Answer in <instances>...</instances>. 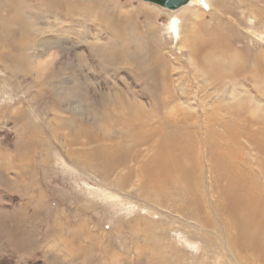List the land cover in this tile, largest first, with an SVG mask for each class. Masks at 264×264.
I'll return each mask as SVG.
<instances>
[{
	"label": "rangeland",
	"instance_id": "374dc122",
	"mask_svg": "<svg viewBox=\"0 0 264 264\" xmlns=\"http://www.w3.org/2000/svg\"><path fill=\"white\" fill-rule=\"evenodd\" d=\"M209 1L214 2L193 0L191 4H185L187 7L167 9L142 0H0V153H7V159L0 154V158H5L0 159V264L222 262L213 255H200L202 249L191 237V233L201 231L195 227L194 219L158 206L149 200L153 188L139 183V165L157 151L169 152L171 147L168 150L159 145L164 138L168 139L175 148L181 146L185 150V156L181 151L173 152V155H179L192 172L196 170V174L203 175L197 179L195 172L192 173L190 186L194 191L204 189L198 191L201 193L200 208L202 214L212 213L210 224L216 227L211 226V230H227L223 229L226 225L220 222L218 214L206 207L214 200L208 193L212 188L208 181V164L205 162L208 149L205 146L212 133L208 135L207 130L210 125L214 135L221 134L224 124L253 121L254 111L255 116L264 115V95L261 94L264 75L255 71L253 77L241 70L235 76H229L227 61L235 58L226 59L230 54L224 56L221 47L210 50L207 55L224 68L213 73L198 66L193 58H187L186 49L179 47V39L200 35L198 31L189 32L193 23L206 19V29H212L218 20H223L220 31L229 35V44L240 48L244 42L255 51L264 52V0H241L242 3L224 0L230 6L226 11L219 10ZM192 7L198 9L196 14L191 10L182 16L181 11ZM212 13L217 16L208 19ZM14 15H18L19 22L9 25L8 18ZM174 18L180 24L177 38L168 28ZM183 30L189 32L184 38ZM232 33H240L242 40L233 41L235 35ZM231 78L242 86L238 87ZM256 83L261 86V92ZM216 87H220V94ZM65 91L68 93L64 95ZM249 95L252 98H246ZM238 98L239 102L254 108L249 106V110L237 102ZM204 101L206 103H202ZM232 104H240L243 109L239 105L228 109ZM91 108L101 110L104 117L90 115ZM212 108L217 109L212 111ZM220 116H226L222 117L226 122L223 120V123ZM97 119L101 124L95 122L99 123ZM57 122L65 124L63 129L57 127ZM244 141L242 139L245 144ZM68 142H72L70 147ZM251 155L254 154L248 152L251 170L255 171L257 160L256 163L250 160ZM259 177L263 179V174ZM183 185L182 181H177L173 188L186 191ZM135 186H142L145 191ZM84 227L86 231L81 230ZM130 227L139 228L138 233L131 234ZM145 227L150 231L145 230L146 236L140 233ZM136 242L143 245L138 247ZM149 247L150 252H147ZM171 248H174L173 253ZM152 249L159 252L154 253ZM225 251L222 249L227 264H231V251Z\"/></svg>",
	"mask_w": 264,
	"mask_h": 264
},
{
	"label": "bare ground",
	"instance_id": "6f19581e",
	"mask_svg": "<svg viewBox=\"0 0 264 264\" xmlns=\"http://www.w3.org/2000/svg\"><path fill=\"white\" fill-rule=\"evenodd\" d=\"M193 0H189L187 3L191 4ZM196 1V0H195ZM214 2H210V4H214L216 5L217 8H219V10H225L228 9V7L226 5V2L224 0H213ZM244 1V0H243ZM235 2V1H234ZM241 2V0H240ZM239 2V3H240ZM246 2V1H245ZM242 3V2H241ZM247 3V2H246ZM237 4V3H236ZM244 4V3H243ZM56 5V4H55ZM247 5V4H246ZM245 5V6H246ZM249 5V4H248ZM116 6V5H115ZM186 6V5H185ZM236 6V5H235ZM250 6V5H249ZM187 7V6H186ZM247 7V6H246ZM72 8V7H71ZM250 8V7H248ZM253 8V7H251ZM83 9V8H82ZM183 9V8H182ZM235 9V8H234ZM71 10V9H70ZM192 10L193 13L196 14V12L198 11V9L193 8L192 9H186L185 11H181L180 13L183 14L185 12H190ZM230 10V9H229ZM18 11V10H17ZM254 11V10H253ZM211 12V11H210ZM259 12V9H258ZM261 12V11H260ZM251 13V12H250ZM4 14V12H3ZM7 14V13H6ZM49 14V13H48ZM239 14V12H238ZM262 14V13H261ZM5 15V14H4ZM217 16V13L215 14ZM215 15L210 14L208 17V19L214 17ZM258 15V14H257ZM15 16V17H14ZM12 17L8 18V22L9 25L13 24L15 25V23L19 22V18L18 15H14ZM17 16V17H16ZM184 16V14L182 15ZM221 16V15H219ZM253 16V13H252ZM260 15H258L257 17H259ZM255 17V16H254ZM23 18V17H22ZM97 19V17H95ZM226 18V17H225ZM5 19V16H4ZM240 19V18H239ZM3 20V19H2ZM178 19H172L170 20L169 24H168V28L169 30H171V32L173 33V35L177 38L179 36L180 33V24L177 23ZM94 21V20H93ZM127 21V20H126ZM179 21V20H178ZM197 21V20H196ZM7 22V23H8ZM222 22L223 20H218V24L219 26H215L213 27L212 25V29H206V27H208L207 25V21L206 19H204L201 22L198 23H193L192 24V30L189 32H194V31H198V33L200 35H195L192 34V36L186 38L185 36L189 33V32H185L183 30L182 33V38L179 39V47L180 48H184L186 49V56L187 58H193L196 63L198 64V66L201 67H206L207 69H209V71L211 72H216L219 69H224L223 67L220 66V64L215 61L212 57L207 56L209 54L210 50H214L216 48L221 47L220 49H222V53L224 54H230L229 57H227L226 59H229L230 57L235 58V60H228L227 61V67L226 70L229 71L228 75L229 76H235L236 73H240V71L242 70L243 74L246 73H250L251 75L255 72L258 71L261 74L259 75H264V52L261 51H255V49H253L252 47H250L247 43L243 42V45L240 48L234 47L231 44H229V35H225L222 34V32L220 31V26H222ZM3 23V21H2ZM76 23V22H75ZM5 24V23H4ZM117 24V23H116ZM229 24V23H228ZM12 25V26H14ZM7 26V25H6ZM16 27V26H15ZM77 27V26H76ZM184 25L182 24L183 28ZM225 27V26H224ZM231 27V26H230ZM237 27V24H236ZM9 28V26L7 27ZM13 28V27H12ZM114 28V27H113ZM229 28V27H228ZM232 28V27H231ZM10 29V28H9ZM235 29V28H234ZM237 29V28H236ZM8 30V29H7ZM230 30V29H229ZM110 31V30H109ZM115 31V30H114ZM201 31V32H199ZM227 31V29H226ZM234 31V30H233ZM236 32V31H234ZM233 32V33H234ZM197 33V34H198ZM202 33L204 34V36L200 37L202 35ZM225 33V32H223ZM232 33V34H233ZM238 33V32H237ZM120 34V33H119ZM191 34V33H190ZM229 34V33H228ZM240 34V33H239ZM239 34H233L235 36H233V41H241L242 37H239ZM117 35V34H115ZM241 35V34H240ZM242 36V35H241ZM68 39V38H66ZM260 39V38H259ZM60 40V39H59ZM53 41V40H52ZM51 41V42H52ZM50 42V41H49ZM224 43L225 45L222 46L221 43ZM54 43V42H53ZM56 44V43H55ZM54 44V45H55ZM239 44V43H238ZM53 45V46H54ZM57 47L58 44H56ZM55 45V46H56ZM241 45V44H240ZM257 44H254L253 46H255ZM53 46L50 47L53 48ZM54 46V47H55ZM258 46V45H257ZM243 47V48H242ZM9 48V47H8ZM257 49V48H256ZM61 50V48L59 49ZM217 50V49H216ZM165 52V51H164ZM219 52V51H218ZM226 52V53H225ZM1 53V52H0ZM61 53V52H60ZM168 53V52H167ZM213 53V52H212ZM52 54V53H51ZM211 54V53H210ZM221 54V55H223ZM28 55V54H27ZM57 56V54H55ZM7 56V55H6ZM54 56V57H56ZM214 56V55H213ZM228 56V55H226ZM13 57V56H12ZM224 58V57H223ZM225 59V58H224ZM16 60V59H15ZM223 61V60H222ZM225 61V60H224ZM77 64V63H76ZM75 64V65H76ZM72 66V65H71ZM252 66V67H249ZM72 68V67H71ZM34 69V68H33ZM178 72V71H177ZM257 72V73H258ZM242 74V75H243ZM256 74V73H255ZM43 75V74H42ZM215 75V74H213ZM240 75V74H239ZM258 76V74H256ZM249 76V75H248ZM253 76V75H252ZM242 77V76H241ZM254 77V76H253ZM252 77V78H253ZM259 77V76H258ZM229 78V77H228ZM227 78V79H228ZM257 78V77H256ZM254 78V79H256ZM261 78V76H260ZM259 78V79H260ZM263 78V77H262ZM70 79V78H69ZM50 80V79H49ZM48 80V81H49ZM52 80V79H51ZM231 80L233 81V79L231 78ZM236 80V79H235ZM71 81V80H70ZM75 81V80H74ZM238 81V80H237ZM256 81V80H255ZM254 81V82H255ZM58 82V81H57ZM200 82V81H199ZM231 82V81H230ZM229 82V83H230ZM234 82V81H233ZM240 82V81H239ZM253 82V83H254ZM257 82V81H256ZM46 83V82H45ZM188 83V82H187ZM235 83V82H234ZM75 84V83H74ZM220 84V83H219ZM236 84V83H235ZM238 84H241L238 83ZM72 85V84H71ZM237 85V84H236ZM258 90L260 89L261 86L258 87V84L256 83ZM58 86V85H57ZM57 86H56V90H57ZM74 86V85H73ZM207 86V85H206ZM220 86V85H219ZM224 86V85H221ZM229 86V85H228ZM238 86V85H237ZM236 86V87H237ZM242 86V84L240 85ZM238 86V87H240ZM208 87V86H207ZM226 87V86H225ZM201 88V87H200ZM220 88V87H219ZM219 88L216 87V91H219ZM232 87L230 86V89ZM242 88V87H241ZM70 89V88H69ZM76 89V88H75ZM214 89V88H213ZM218 89V90H217ZM226 89V88H225ZM229 89V88H228ZM240 89V88H239ZM244 89L246 90V88L244 87ZM244 89H242L244 91ZM264 89V88H263ZM59 90V89H58ZM64 90V89H63ZM222 90V89H221ZM254 90V89H253ZM257 90V91H258ZM38 91V90H37ZM224 90H222L223 92ZM228 91V90H227ZM235 91V90H234ZM261 92V90H259ZM60 92V90L58 91V93ZM62 92V91H61ZM66 92V91H65ZM71 92V91H70ZM236 92V91H235ZM246 92V91H244ZM68 92L64 93L67 94ZM76 93V92H75ZM206 93V92H205ZM209 93V92H208ZM212 94V92H210ZM219 93V92H218ZM224 93V92H223ZM231 92H229L230 94ZM242 92H240L241 94ZM63 94V93H62ZM202 94V93H201ZM220 94V93H219ZM228 94V95H229ZM235 95V93H233ZM244 93H242L243 95ZM249 93L247 92L246 95H248ZM261 94L264 95V90L263 93L261 92ZM75 95V94H74ZM179 95V94H178ZM204 95V94H203ZM207 95V94H206ZM226 95V92H225ZM227 95V96H228ZM245 95V96H246ZM183 96V95H182ZM210 97V95H208ZM221 96V95H220ZM231 96V95H230ZM244 96V97H245ZM74 97V96H73ZM172 97V96H171ZM188 97V96H187ZM199 97V96H198ZM204 97V96H203ZM237 97V96H235ZM240 97V95H239ZM242 96V98H244ZM250 95L249 97H246L248 99H250ZM78 98V97H77ZM157 98V97H156ZM200 98V97H199ZM202 98V97H201ZM206 98V97H205ZM219 98V96H218ZM222 98V96H221ZM234 99V97H232ZM246 98H244V100H246ZM252 98V97H251ZM259 98V97H258ZM64 99V97H63ZM173 99V98H172ZM186 99V98H185ZM204 99V98H203ZM216 99V98H215ZM226 99V96L225 98ZM246 100L249 104L250 102L252 103V101L250 100ZM211 100V98H210ZM221 101V99H219ZM223 100V99H222ZM235 100V99H234ZM83 101V100H82ZM233 101V100H232ZM241 101H243L241 99ZM250 101V102H249ZM79 102V100H78ZM114 102V101H113ZM118 102V101H117ZM200 102V101H199ZM208 102V101H207ZM223 102V101H222ZM225 102V101H224ZM227 102V101H226ZM230 103V101H228ZM237 102H239V98L237 100ZM236 102V103H237ZM26 103V102H25ZM68 103V102H67ZM202 103H206L205 101ZM228 103V104H229ZM232 103V102H231ZM235 103V104H236ZM240 104L242 102H239ZM245 103V102H244ZM243 104V106L247 107V103H245V105ZM115 104V103H114ZM172 104V103H171ZM214 104V103H213ZM218 104V103H216ZM215 104V105H216ZM224 104V103H223ZM234 104V103H233ZM232 104V105H233ZM240 104H238L240 106ZM81 105H85L81 104ZM113 105V104H112ZM162 105V104H161ZM174 105V104H173ZM176 105V104H175ZM201 105V103H200ZM212 105V104H211ZM214 105V106H215ZM227 105V104H226ZM226 106L228 109L232 107H236V106ZM68 106V105H67ZM111 106V105H110ZM190 106V105H189ZM218 106V105H216ZM215 106V107H216ZM222 106V105H220ZM225 106V105H224ZM250 106V105H249ZM249 106L247 107L249 109ZM115 107V106H113ZM162 107V106H161ZM176 107V106H175ZM200 107V106H199ZM225 107V108H226ZM241 107V106H240ZM244 107V108H245ZM251 107V106H250ZM86 108L87 105H86ZM112 108V107H111ZM166 108V107H165ZM239 108V107H238ZM242 108V107H241ZM240 108V109H241ZM254 107H251V109ZM7 109V107H6ZM11 109V108H10ZM81 109V108H80ZM89 109V108H88ZM114 109V108H113ZM113 109L111 111H113ZM177 109V108H176ZM189 109V107H188ZM201 109V108H200ZM207 109V108H206ZM205 109V110H206ZM214 108H212L213 111ZM217 109V108H216ZM214 109V110H216ZM223 109V108H222ZM240 109H239V115L240 113ZM243 109V108H242ZM241 109V110H242ZM246 109V110H248ZM83 110V109H82ZM87 110V109H86ZM194 110V109H193ZM250 110V109H249ZM248 110V111H249ZM2 111V110H1ZM7 111V110H6ZM89 111V110H88ZM115 111V109H114ZM160 111V110H159ZM174 111V110H173ZM179 111V110H178ZM196 112V110H194ZM211 111V112H212ZM222 111V110H221ZM243 111V110H242ZM248 111H245L246 113ZM258 111V110H257ZM256 111V112H257ZM260 111V109H259ZM9 112V111H8ZM14 112V111H13ZM21 112V111H20ZM85 112V111H84ZM177 112V110H176ZM175 112V113H176ZM190 112V111H189ZM199 112V111H198ZM207 112V110H206ZM224 112V111H223ZM226 112V111H225ZM224 112V113H225ZM228 112H230V110H228ZM255 112V111H254ZM254 117L253 121L247 120V118L244 122H240L237 123L235 125H233L232 123L230 124H224L223 126V133L221 134H216L214 135V132L211 130L210 125L208 126V135L209 133H212L211 135H209V139H208V143L206 144L205 147H207L206 149H208V152L205 154V162H207L206 164H208V170L207 172L209 173V186L212 188L210 192V197L214 200H212L213 202L211 203H207L206 207H211L215 213L218 214V216L220 217L219 220L220 222H223L226 226L223 227V229H227V230H223L219 231V230H211V228H215L216 225H212L210 224V218H211V214H209L208 216L205 214H202L201 212V208H200V198H201V193L199 194V192H201L204 189L200 190H196L194 191V188L192 186H190L191 184V177H192V173H194L195 171L188 166H186V162L184 160H182L181 158H178L179 155L175 156L173 155V152H182L183 155L185 154V150L184 148H182L181 146L175 148L173 145V142L171 143V141H169L168 139L164 138V141H162L159 145L161 147H166L167 149L169 147L170 151L169 152H161V151H157L155 155H150L142 164L139 165V175L140 176V180L139 183L140 184H144L146 187L148 188H153V192L150 193L152 196L151 200L152 202L158 204V206H162V207H166L168 209H170L173 212L179 213V214H183L184 216H186L188 219L191 220H195L196 221V226L199 230V233L193 232L191 233V237L193 239H195V243L197 242L202 249V253L200 255L206 257V256H210L213 255L214 257H217L218 260H221L222 262L219 264H227V259L225 258V254H223L222 249H225L226 251L229 249L231 251V254L229 253L231 259L229 260V262L231 264H264V158H260V156H257L255 154H259L262 157H264V115H260L261 116H255L256 113H254ZM3 114L5 113L4 110L2 112ZM81 113V112H80ZM83 113V112H82ZM174 113V112H173ZM178 113V112H177ZM176 113V114H177ZM213 113V112H212ZM210 113V114H212ZM216 113V112H214ZM222 113V112H221ZM258 113V112H257ZM264 113V112H263ZM11 116L13 115L12 113H9ZM20 114V113H19ZM88 114V113H87ZM92 114V116L95 117H99L102 118L104 117L103 113L101 110L99 109H94L91 108L90 111V115ZM197 113H195L194 115H196ZM200 114V113H199ZM208 114V113H206ZM209 114V115H210ZM219 114V113H217ZM223 114V113H222ZM232 114V113H229ZM235 114V113H234ZM243 114V113H242ZM245 114V113H244ZM243 114V115H244ZM251 114V113H249ZM8 115V116H10ZM16 115V114H15ZM82 115V114H81ZM89 115V114H88ZM192 115V114H190ZM202 115V114H201ZM207 115V116H209ZM226 115V113H225ZM233 115V114H232ZM238 115V114H237ZM238 115V116H239ZM257 115V114H256ZM23 116V115H21ZM166 116V115H165ZM204 116V115H203ZM215 116V115H214ZM213 116V118H214ZM228 116V115H227ZM248 116V114H247ZM84 117V115H83ZM181 117V116H180ZM199 117V116H198ZM201 117V116H200ZM221 118L223 116H220ZM226 117V116H225ZM223 117V118H225ZM229 117V116H228ZM227 117V118H228ZM233 117V116H232ZM235 117V116H234ZM243 117V116H242ZM252 117V114H251ZM257 117V118H256ZM18 118V117H17ZM85 118V117H84ZM88 118V117H87ZM176 118V117H175ZM178 118V117H177ZM194 118V117H193ZM208 118V117H206ZM222 118V122L223 120L226 122V119ZM230 118V117H229ZM236 118V117H235ZM63 119V118H62ZM94 119V118H93ZM147 119V118H146ZM145 119V120H146ZM198 119V118H197ZM202 119V118H201ZM205 119V118H204ZM211 119V116L208 120ZM218 119V118H217ZM231 119V118H230ZM238 119V118H236ZM244 119V118H242ZM252 119V118H251ZM96 120V119H95ZM98 120V119H97ZM177 120V119H176ZM193 120V119H192ZM206 120V119H205ZM213 120V119H212ZM241 119L239 118L238 121H240ZM1 121V120H0ZM57 121V120H56ZM90 121V120H89ZM99 121V120H98ZM157 121V120H156ZM175 121V120H174ZM188 121V120H187ZM196 121V120H195ZM199 121V120H198ZM202 121V120H201ZM231 121V120H230ZM233 121V120H232ZM231 121V122H232ZM234 121H236L234 119ZM24 122V121H23ZM97 124H101L100 121L99 123L97 121H95ZM103 123V120L101 121ZM169 122V121H168ZM191 122V120H190ZM194 122V121H193ZM205 122H209V121H205ZM21 123V122H20ZM94 123V122H93ZM92 123V124H93ZM107 123V122H104ZM157 123V122H156ZM155 123V124H156ZM172 123V121H171ZM192 123V122H191ZM199 123V122H198ZM214 123V122H213ZM218 123V122H217ZM221 123V122H220ZM224 123V122H223ZM229 123V122H228ZM57 127L59 126H64L65 124L61 125V122H57ZM195 124V122H194ZM193 124V125H194ZM200 124V123H199ZM211 124V122H210ZM18 125V124H17ZM22 126L23 123H21ZM20 125V126H21ZM68 125V124H67ZM107 124H105L104 126L106 127ZM179 125V124H178ZM214 125V124H213ZM62 126V129H63ZM70 126V125H68ZM94 126V125H93ZM199 126V125H198ZM155 127V126H154ZM182 127L185 128V125H182ZM201 127V126H200ZM199 127V128H200ZM18 128V127H17ZM103 129V126L101 127ZM168 128V127H167ZM26 129V128H25ZM31 129V127H30ZM71 129V128H70ZM75 129V128H73ZM120 129V128H119ZM122 129V128H121ZM126 129V128H125ZM128 129V128H127ZM135 129V128H134ZM181 129V127H180ZM186 129H188L186 127ZM192 129V128H191ZM201 129V128H200ZM204 129V128H203ZM220 129V127L218 128ZM217 129V130H218ZM23 130V129H22ZM27 130V129H26ZM41 130V129H40ZM57 130V129H56ZM64 130H67L66 128H64ZM101 130V129H100ZM132 130V129H131ZM36 132V130H34ZM60 131V129H59ZM63 131V130H61ZM69 131H73V130H69ZM114 131V130H113ZM120 131V130H119ZM187 131V130H186ZM195 131V130H194ZM22 132V131H21ZM28 132V131H27ZM67 132V131H66ZM74 133L75 130L73 131ZM77 132H79L77 130ZM164 132V131H163ZM172 132V131H171ZM176 132V131H175ZM182 132V130H181ZM185 132V131H183ZM196 132V131H195ZM200 132V131H199ZM203 132V131H202ZM205 132V131H204ZM29 133V132H28ZM27 133V134H28ZM50 133V132H49ZM71 133V132H70ZM73 133V134H74ZM115 133V132H114ZM174 133V132H173ZM189 133V132H188ZM32 134V133H31ZM38 134V131H37ZM56 134V132H55ZM69 134V133H68ZM161 134V133H160ZM163 134V133H162ZM172 134V133H171ZM191 134V133H190ZM205 134V133H204ZM34 135V133H33ZM88 135V134H87ZM105 135V134H104ZM180 135V134H179ZM178 135V136H179ZM207 135V133H206ZM205 135V136H206ZM39 136V135H38ZM69 137L72 136L71 134L68 135ZM190 136V135H189ZM200 136V135H199ZM21 137V136H20ZM89 137V136H88ZM142 137V136H141ZM144 137V136H143ZM169 137V136H168ZM167 137V138H168ZM174 137V136H173ZM182 137V136H180ZM179 137V138H180ZM184 137V136H183ZM41 138V136L39 137ZM76 138V137H75ZM91 138V137H90ZM187 138V134L186 137ZM183 138V139H185ZM191 138V136L189 137ZM200 138V137H199ZM43 139V138H42ZM63 139V138H62ZM141 139V138H140ZM149 139V138H148ZM196 139V138H194ZM198 139V138H197ZM242 139H245V144L242 142ZM19 140V139H18ZM30 140V139H27ZM37 140V139H36ZM89 140V139H88ZM162 140V138L159 139V141ZM176 140V139H174ZM17 141V140H16ZM15 141V142H16ZM63 141V140H62ZM72 141V139H71ZM74 141V140H73ZM90 141V140H89ZM187 141V140H186ZM198 141V140H197ZM196 141V143H197ZM19 142V141H18ZM41 142V141H40ZM139 142V141H138ZM137 142V143H138ZM157 142V141H156ZM189 142V140L187 141ZM20 143V142H19ZM43 143V142H42ZM91 144V143H90ZM96 144V143H95ZM41 145V144H40ZM69 147L72 145V142H68ZM202 145V146H203ZM16 147V146H15ZM76 147V146H75ZM248 147V148H247ZM1 148V147H0ZM18 148V147H17ZM115 148V147H114ZM113 148V149H114ZM196 148V147H195ZM2 149V148H1ZM0 149V150H1ZM198 149V148H197ZM204 149V148H203ZM169 150V149H168ZM244 150H247L248 152L253 153L254 155L251 157L250 156V160H253L256 163L257 160V168H253L252 171L251 169V162L248 160V152L246 153V151L244 152ZM3 151V150H2ZM54 151V150H53ZM51 151V153L53 152ZM1 152V151H0ZM33 152L30 150V153ZM146 152V151H145ZM203 152V151H202ZM148 153V152H147ZM2 154V153H0ZM7 154V153H5ZM5 154L3 153V157H5ZM53 154V153H52ZM193 154V153H192ZM201 154V152H200ZM0 155V157L2 156ZM15 155V154H14ZM27 155V153L25 154ZM137 155V153H136ZM202 155V154H201ZM185 156V155H184ZM6 158V157H5ZM5 158H0V159H5ZM23 158V157H22ZM96 158V157H95ZM183 158V157H182ZM7 159V158H6ZM21 159V157H20ZM1 160V161H2ZM6 161V160H4ZM75 161V160H74ZM124 161V160H123ZM204 161V160H203ZM22 162H24L22 160ZM26 162V161H25ZM31 162V161H30ZM77 163V161H75ZM196 162V161H195ZM29 163V162H27ZM80 163V162H79ZM118 163V162H117ZM1 164V163H0ZM4 164V163H3ZM2 164V165H3ZM22 164V163H21ZM31 164V163H30ZM1 165V166H2ZM23 165V164H22ZM118 165V164H117ZM198 165V164H197ZM200 165V164H199ZM205 165V164H204ZM20 166V165H19ZM24 166V165H23ZM108 166V165H107ZM194 166V165H193ZM8 168V166H6ZM26 167V165H25ZM94 167V166H92ZM119 167V166H118ZM24 168V167H23ZM84 168V167H83ZM22 169V168H21ZM201 171V168L199 169ZM29 172V171H28ZM89 172V171H88ZM260 174H263V179H261L259 177ZM126 175V174H125ZM124 175V176H125ZM208 175V174H206ZM98 176V174H97ZM123 176V177H124ZM195 176L198 177H203V175L200 174H196L195 172ZM35 177V176H34ZM196 178V177H195ZM177 181H182L183 182V187L187 188L186 191L180 190L179 187L176 188L174 190L173 185H175V183ZM205 182V181H204ZM182 184V183H180ZM208 184V182L206 183ZM117 185V184H116ZM128 185V184H127ZM198 185V184H197ZM196 185V186H197ZM130 186V185H129ZM204 186V185H202ZM206 186V185H205ZM16 187V186H15ZM36 187V186H35ZM126 187V186H125ZM181 187V185H180ZM195 187V186H194ZM135 188H141L142 190L143 187L139 186ZM208 188V187H207ZM166 189V190H165ZM168 189V190H167ZM188 189H191L190 192ZM141 191V190H140ZM145 191V190H144ZM189 192V194H188ZM144 193V192H143ZM150 196V195H149ZM206 196V195H204ZM145 197V195H144ZM148 198V197H145ZM210 199V198H208ZM205 200V199H204ZM204 200H203V205L204 204ZM206 203V202H205ZM87 204V203H86ZM139 205V204H137ZM208 210V209H206ZM230 210V213H229ZM214 213V212H213ZM214 213V215H215ZM226 213L227 216L225 215ZM117 214V213H116ZM207 214V213H206ZM158 215V214H157ZM181 216V215H180ZM141 218V217H140ZM181 218V217H180ZM184 218V217H183ZM171 219V218H170ZM136 220V219H135ZM140 220V219H138ZM186 220V219H185ZM187 221V220H186ZM216 222V221H215ZM217 222H219L217 220ZM194 223V222H193ZM173 224V223H172ZM114 225V224H113ZM146 225V224H145ZM220 225V224H219ZM139 226V225H138ZM143 226V225H142ZM151 226V225H150ZM150 226H147L150 228ZM164 226V225H163ZM212 226V227H211ZM147 227H145L144 229H142V231H140V233H142L144 236L145 233L147 232L146 229H148ZM155 227V224L154 226ZM211 227V228H210ZM156 228V227H155ZM131 234L138 233V229H135L134 227H130L129 228ZM148 229V231H149ZM81 230L86 231V227L82 228ZM146 230V232H145ZM152 230V229H151ZM155 230V229H154ZM120 231V230H119ZM159 231V229H158ZM161 231V230H160ZM166 231V230H165ZM150 232V231H149ZM126 233V232H125ZM157 233V231H156ZM162 233H163V229H162ZM208 233H212L214 234V236L209 235ZM149 234V233H148ZM151 234V233H150ZM149 234V235H150ZM160 235V233H157ZM164 235V234H163ZM190 235V234H189ZM143 236V237H144ZM158 236V235H156ZM155 236V237H156ZM162 236V235H160ZM131 237V236H130ZM152 237V236H151ZM151 237H147L150 238ZM153 240L154 241V238ZM157 238V237H156ZM134 239V238H133ZM162 239V238H161ZM166 239V238H165ZM157 240V239H156ZM164 240V239H163ZM139 241V240H138ZM147 242V240H145ZM161 241V240H160ZM33 242V241H32ZM23 243V242H22ZM143 243V242H142ZM158 243V240H157ZM108 244V243H107ZM131 244V243H130ZM147 244V243H146ZM146 244H144V246H146ZM159 244V243H158ZM136 245L140 246L143 244H138L136 242ZM155 245V244H153ZM163 245V244H162ZM168 245V244H167ZM167 245L166 248H167ZM138 246V247H139ZM147 246H149V244H147ZM161 246V245H160ZM159 246V247H160ZM164 246V247H165ZM170 246V245H169ZM178 246V245H177ZM143 247V246H142ZM172 247V246H170ZM141 248V247H140ZM146 248V247H145ZM151 247L147 248V252H150L148 249H150ZM156 248V247H155ZM158 249V248H157ZM163 249V248H162ZM172 249V253H173V249ZM180 249V247H179ZM130 250V249H129ZM146 249H144L145 251ZM154 251V249H152ZM151 250V251H152ZM178 249H176L175 251H177ZM139 251V249H138ZM155 251H157L155 249ZM154 251V253H155ZM200 251V250H199ZM225 251V252H226ZM92 252V251H91ZM142 252V251H141ZM146 252V251H145ZM146 252V253H147ZM159 252V251H157ZM167 252V251H166ZM171 252V251H170ZM229 252V251H227ZM139 253V252H138ZM163 253V252H162ZM86 254V253H85ZM94 254V253H93ZM113 254V253H112ZM141 254V253H140ZM143 254V253H142ZM181 254V253H180ZM151 255V253H150ZM160 255V253L158 254ZM162 256H164L163 254H161ZM160 255V256H161ZM171 255V254H170ZM175 255V254H174ZM172 255V257L174 256ZM99 256V255H98ZM125 256V255H124ZM135 256V255H134ZM146 256H148L146 254ZM153 256V255H151ZM149 256V257H151ZM161 256V257H162ZM12 257V256H11ZM127 257V256H126ZM154 257V256H153ZM148 258V257H147ZM159 258V257H158ZM175 258V257H174ZM179 258V256H178ZM177 258V259H178ZM184 258V257H183ZM78 259V258H77ZM85 259V258H84ZM115 259V258H114ZM117 259V258H116ZM122 259V258H121ZM125 259V258H124ZM164 259V257H163ZM80 260V259H79ZM148 260V259H147ZM155 260V259H154ZM179 260V259H178ZM72 261V260H71ZM118 261V260H117ZM150 261H153V259ZM165 261V260H164ZM174 261V260H173ZM180 261V260H179ZM185 261V260H184ZM208 261V260H207ZM123 262V261H122ZM155 261H153L154 263ZM191 262V261H190ZM193 262V261H192ZM206 262V261H203ZM201 262V263H203ZM213 262V261H212ZM164 263H168V262H164ZM171 263V262H170ZM179 263V262H178ZM183 263V262H182ZM214 263V262H213ZM75 264V263H74ZM83 264V263H81ZM120 264V263H119ZM126 264V263H125ZM177 264V263H176ZM183 264H190V263H183ZM200 264V263H197Z\"/></svg>",
	"mask_w": 264,
	"mask_h": 264
},
{
	"label": "water",
	"instance_id": "95a60500",
	"mask_svg": "<svg viewBox=\"0 0 264 264\" xmlns=\"http://www.w3.org/2000/svg\"><path fill=\"white\" fill-rule=\"evenodd\" d=\"M142 1L150 2L167 9H177L187 4L189 0H142Z\"/></svg>",
	"mask_w": 264,
	"mask_h": 264
}]
</instances>
